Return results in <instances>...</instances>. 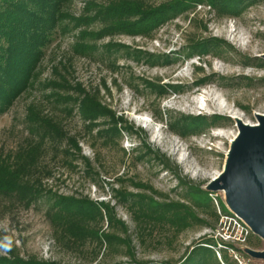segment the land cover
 I'll return each instance as SVG.
<instances>
[{"label": "rangeland", "instance_id": "rangeland-1", "mask_svg": "<svg viewBox=\"0 0 264 264\" xmlns=\"http://www.w3.org/2000/svg\"><path fill=\"white\" fill-rule=\"evenodd\" d=\"M208 1L151 0L169 5L164 24L150 36L84 42L96 46L89 55L73 51L74 38L99 31V23L56 38L34 88L0 116V157L17 171L50 173L45 191L109 207L124 226L105 218L109 244L62 245L46 214L50 200L26 207L0 196V257L8 245L24 260L61 264H264L250 255L264 251V240L246 222L236 226L225 193L210 189L240 133L235 116L250 125L264 116V0ZM91 3L72 0L70 18H82ZM60 64L68 92L54 74ZM76 85L106 110L97 123H117L120 141L85 128ZM47 116L62 128L65 146L78 144L70 147L72 167L48 142L37 162L30 154L35 124ZM86 163L98 175L93 180Z\"/></svg>", "mask_w": 264, "mask_h": 264}, {"label": "trees", "instance_id": "trees-1", "mask_svg": "<svg viewBox=\"0 0 264 264\" xmlns=\"http://www.w3.org/2000/svg\"><path fill=\"white\" fill-rule=\"evenodd\" d=\"M91 1L94 3L87 4L82 18L78 19L69 16L68 10L72 0H0V116L6 114L27 90L34 88L47 51L60 35L80 28L89 29L97 23L102 25L99 31H91L86 36L82 33V36L74 38L73 51L89 55L97 51L96 46L92 47L84 42L122 34L150 36L155 29L164 24L170 12L169 5L152 7L151 0ZM96 1L99 2L95 3ZM194 1L201 4L206 0ZM211 2L213 1H208ZM105 48L109 52L120 50V47ZM63 65L54 68V74L59 84L64 86L60 91L68 92L71 87L65 86L70 81L60 71ZM61 70L65 74L66 65ZM71 92L82 96L83 100L80 101L77 111L85 128L90 133L96 131V135L106 142L120 141L122 132L116 122L111 126L106 122L97 123L99 117L105 116L106 110L96 97L86 95L80 85H76ZM71 112L67 109L66 113L69 115ZM43 118L35 124L34 129L37 149L28 153L32 154L37 162L48 142L52 150L57 151L55 155L64 156L66 165L72 167L71 148L76 149L78 144L69 139L68 146H65L66 135L59 124L48 116ZM95 121L96 123H93ZM22 152H26V149ZM8 160L9 158L0 157V196L9 202L24 204L26 207H31L39 200H50L46 214L55 228L56 239L62 245L80 247L78 242L87 240L99 246L103 243L109 244L112 242V236L102 231L105 218L111 226L114 224L124 226L115 219V213L109 207L86 199L66 198L45 191L41 182L45 176H51L50 173L46 172L44 176L40 171H36L37 169L31 173L17 171ZM86 165V175L93 180L98 175L88 163ZM116 196L125 200L127 198L125 194L117 193ZM120 198H117L119 202ZM134 210L142 211L137 208ZM155 213L156 211H152V214ZM142 214L148 217L149 214L152 215L147 209L145 213L142 211ZM145 230L148 231V227H140L141 232ZM4 248L7 255L0 257V264H61L39 261L36 257L24 260L12 247L4 245ZM198 264L207 262L203 259Z\"/></svg>", "mask_w": 264, "mask_h": 264}, {"label": "water", "instance_id": "water-1", "mask_svg": "<svg viewBox=\"0 0 264 264\" xmlns=\"http://www.w3.org/2000/svg\"><path fill=\"white\" fill-rule=\"evenodd\" d=\"M258 121L259 126L238 121L240 133L225 172L210 189L223 191L233 213L264 240V117L259 116ZM250 255L264 260V251Z\"/></svg>", "mask_w": 264, "mask_h": 264}, {"label": "built area", "instance_id": "built-area-1", "mask_svg": "<svg viewBox=\"0 0 264 264\" xmlns=\"http://www.w3.org/2000/svg\"><path fill=\"white\" fill-rule=\"evenodd\" d=\"M236 217H234L233 222L236 224V226H239L240 227V224H239V221H243L245 222L243 219H241L240 217H238L237 215H235ZM241 238H243V233H241ZM247 236V235H246ZM244 241H245V237L243 238Z\"/></svg>", "mask_w": 264, "mask_h": 264}, {"label": "bare ground", "instance_id": "bare-ground-1", "mask_svg": "<svg viewBox=\"0 0 264 264\" xmlns=\"http://www.w3.org/2000/svg\"><path fill=\"white\" fill-rule=\"evenodd\" d=\"M207 97L209 98V96L207 95ZM199 104V103H198ZM259 117V116H258ZM260 117H264V116H260ZM235 118H236V120L238 119V121H239V119H240V117H238V116H235ZM244 124H246V123H244ZM250 125V124H249ZM260 125V122L258 123V124H255V125H251V126H259ZM232 143H234V141L232 142ZM228 205H230V204H228Z\"/></svg>", "mask_w": 264, "mask_h": 264}]
</instances>
